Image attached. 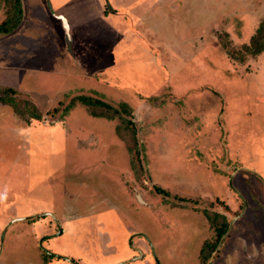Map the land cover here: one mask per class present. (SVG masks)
<instances>
[{
    "label": "rangeland",
    "instance_id": "obj_1",
    "mask_svg": "<svg viewBox=\"0 0 264 264\" xmlns=\"http://www.w3.org/2000/svg\"><path fill=\"white\" fill-rule=\"evenodd\" d=\"M21 1L0 90L44 116L0 102V221L33 216L0 233V264H264V51L224 48L264 0ZM78 95L127 104L134 135L78 102L59 119ZM205 213L228 222L210 253Z\"/></svg>",
    "mask_w": 264,
    "mask_h": 264
},
{
    "label": "trees",
    "instance_id": "obj_2",
    "mask_svg": "<svg viewBox=\"0 0 264 264\" xmlns=\"http://www.w3.org/2000/svg\"><path fill=\"white\" fill-rule=\"evenodd\" d=\"M1 8L3 6L4 13L3 18L0 21V35L11 33L15 30L22 21L23 9L21 0H0ZM228 43V42H227ZM225 44L227 55L238 62H243L246 57H255L264 51V19L260 21L259 26L256 28L254 34L249 39L247 44L242 45L239 48H234L231 45ZM0 102L8 105L13 113L23 122L29 123L31 120H40L44 114L33 104L31 101L23 98H18L16 92L11 88H3L0 90ZM75 102L87 107L90 115L94 117H103L108 120L117 118L119 126L122 129H128L134 135V128L132 123L125 117L131 113L130 107L125 103H120L116 107L100 100L97 97H91L87 95H78L74 97L67 105H64L60 109L59 119L65 116L69 110L74 106ZM62 106V102H58L57 107L46 111V115H56L59 112V107ZM207 220L210 223L214 233L215 240L210 245L209 253L220 242L222 236L228 229V222L225 216L218 213L209 215L205 213ZM210 244V243H208ZM208 253V255H209ZM44 258H48L51 255L43 253Z\"/></svg>",
    "mask_w": 264,
    "mask_h": 264
},
{
    "label": "crops",
    "instance_id": "obj_3",
    "mask_svg": "<svg viewBox=\"0 0 264 264\" xmlns=\"http://www.w3.org/2000/svg\"><path fill=\"white\" fill-rule=\"evenodd\" d=\"M13 213V212H12ZM12 213H10L9 211H7V217L5 218V220H2V221H0V233H6V231H7V229L10 227V225H12V224H14V223H18V222H21V221H26V224H29L30 225V223H32L33 222V216L32 217H29V218H24L25 216H19V215H17V214H12ZM2 214H0V218L1 217H4V214L1 216ZM13 218V219H12ZM35 218V217H34ZM14 219H16V220H18L19 219V221H17V222H14V223H12V220H14ZM22 219V220H21ZM34 225H32L31 227L29 226V227H27V226H23V227H19V229H18V233H19V236H22L24 233H32V232H34V230H39L40 228H38V229H36L35 227H33ZM55 226H56V224H55ZM33 227V228H32ZM55 228V227H54ZM58 226H57V230H58ZM55 230V229H54ZM2 231V232H1ZM53 231V230H52ZM49 233V231H48V229L46 228H41L40 229V235L43 237V235H46V239L47 238H51V237H55L56 236V234H54V233H51L50 235H47ZM2 234V235H3ZM34 234V240H37L36 239V236H35V232L33 233ZM33 237V236H32ZM40 241H42V240H40ZM71 263V262H70ZM72 264V263H71Z\"/></svg>",
    "mask_w": 264,
    "mask_h": 264
},
{
    "label": "water",
    "instance_id": "obj_4",
    "mask_svg": "<svg viewBox=\"0 0 264 264\" xmlns=\"http://www.w3.org/2000/svg\"><path fill=\"white\" fill-rule=\"evenodd\" d=\"M63 22L65 23V20L63 19ZM64 26L66 27V29H67V26H66V24H64Z\"/></svg>",
    "mask_w": 264,
    "mask_h": 264
}]
</instances>
